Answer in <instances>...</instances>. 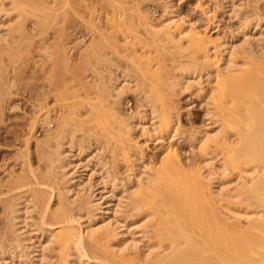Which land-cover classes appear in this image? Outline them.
Masks as SVG:
<instances>
[{"label": "bare ground", "instance_id": "6f19581e", "mask_svg": "<svg viewBox=\"0 0 264 264\" xmlns=\"http://www.w3.org/2000/svg\"><path fill=\"white\" fill-rule=\"evenodd\" d=\"M4 1H9L17 14L12 15L13 11L11 14L10 9H5ZM36 1L0 0V59L2 52L16 47L15 34L23 37L26 33L20 23L21 16L31 13L45 25L59 15L61 0ZM108 1L118 11L127 7L136 12V24L153 43L165 42L171 45L170 49L183 51V43L189 41L199 55L191 62L172 59L170 66H164L163 62L162 67L158 65L161 73L151 71V66L145 64L146 72L139 70L140 77L133 78L128 72L118 70L116 74L107 73L106 79L107 51L130 47L128 38L120 40L114 35L124 24H129L127 14L122 23L121 14L125 13L116 14L117 10L111 8L115 18L109 22L114 32L93 29L98 35L93 38L92 34L93 42L90 38L86 51L89 53L85 55L88 58L81 56L82 64L91 68V75L94 73V82L91 80L90 85L83 80L82 86L86 83L93 87L90 90H96L94 96L99 98L87 104L89 111L85 108L88 111L85 118L76 117V108L66 106L65 102L63 107L67 112L57 115L59 119L52 127L46 116L45 134L35 142L38 158L43 160L42 175L20 176L23 173L20 171V177L12 182L25 187L27 194L16 198L8 207L5 201L2 203V208L8 209L6 228L11 237L6 233L10 237L7 240L5 236L7 246L0 244V264H264V31L258 27L259 18L252 22L237 18L240 9L245 7L244 0H211L218 8L224 7L234 18L232 21L235 20L232 24L235 36H224L213 43V39L201 35L182 20L171 7V0ZM144 1L155 2L163 9L158 22H150L137 8ZM70 2L66 1L64 6L70 7ZM208 46H213L212 57L207 53ZM61 50L63 55L66 50ZM59 57L53 65L65 61L63 56ZM67 58L65 66L68 61L73 62L72 57ZM136 62L139 61L136 59ZM204 68L212 70L207 87L199 73ZM60 88L68 93V88L65 91ZM190 90L204 105V116L212 117L215 125L214 129H208L207 124L203 131L193 132L190 137L195 143L193 147L204 150L203 153L219 150L217 155L223 156L221 171L215 169L208 154L200 151L192 169L183 171L185 168L182 170L174 147L167 143L178 139L179 127V113L170 98L177 92ZM129 92L138 105L134 113L121 114L115 106L119 97ZM239 101L244 103L241 104L244 115L232 116L242 107ZM81 105L74 106L83 109L86 106ZM83 123L88 124L87 129ZM76 131L82 133L79 140L74 135ZM134 134L144 137L145 143L165 146L159 169L148 170L143 153L137 148L134 151ZM119 151L126 164V175L129 173L124 183L114 174L115 169H109ZM229 173H234V184L225 180ZM55 197L58 208L54 206L52 210ZM129 209L133 215L126 213ZM35 211L40 220L38 224L31 216Z\"/></svg>", "mask_w": 264, "mask_h": 264}, {"label": "rangeland", "instance_id": "374dc122", "mask_svg": "<svg viewBox=\"0 0 264 264\" xmlns=\"http://www.w3.org/2000/svg\"><path fill=\"white\" fill-rule=\"evenodd\" d=\"M30 1L34 3L38 2L36 0H30ZM66 1L70 2L71 0L70 1L66 0ZM66 1L61 0L62 2V3L60 2L61 5H58V7L60 8H58L59 11L57 13L59 15L57 16V18H55L51 22H48L49 24L47 23L44 25L41 23L43 27L40 26L41 24L40 22H38L36 17H33V14L26 13L28 14L27 16L26 14L21 16L20 23L22 22L21 24L24 25L22 27L25 28L26 30L25 34L28 37L25 34H23L24 36L22 37L21 35L22 37L21 38L19 37L20 34L19 35L15 34L16 36H14V39L16 37L15 40L17 41V43L16 42L15 43L17 48L13 46L11 51L9 50V52L4 53L5 55L2 52V57L0 59L1 62L0 68L2 71V72L0 71V76H1L0 90H2L0 91V93L2 92L1 93L2 97L0 96L1 98V102H0L1 104L0 105V244H3L1 245V247H4L5 246L4 243L7 240H9V238L11 237L9 230H7L8 228H6L8 227V223L6 219L8 217L7 214L8 212H6L8 211V209L6 207H8L9 204L11 205L12 203H14L17 200L16 198H20L21 196H24V194H27L28 192L27 189H26L27 191L24 190L25 187L20 188L18 182L16 183L18 185H13L17 181L14 179H17L21 175L30 176L31 173L36 175L41 173L40 170L44 171L41 169L44 166L42 164L43 160L41 161L39 159L40 157L37 155L39 153L37 150H35L36 149L35 142H37V139L38 140L40 138L42 139L43 134H45V130L47 128L43 124V122L46 116H48L50 121L52 122L51 125L52 127L53 122L54 121L56 122V119L57 120L59 119L58 116L62 115L63 112H65L66 108L64 107L71 105L74 107L73 109L76 108L75 110L77 111L76 117H78L79 119L80 117L81 119L85 118L88 115V111H89L87 109L88 108L87 104L90 105V102L92 101L94 102L96 101V98L97 100L99 98L98 94L97 97L94 96L96 94L94 93L96 92V90L92 92L93 89L90 90V88L93 87H90L88 85L89 83L90 85L92 84V81L94 80V79L92 80V76L94 75V73L92 71V75H91L90 72L91 68L87 67L88 65L85 66L84 64H82L84 63V61L82 59L83 57L81 56H84L85 58L86 57L85 55L89 53V50L87 53L86 51L89 44H91L90 38L92 34H94V37L92 36L93 38L97 37L98 35L95 34L96 32L93 29L99 28V30H101L102 28L103 31L106 29L105 30L106 33L109 34L114 32L109 22L111 20L113 21V18H115L114 16H112L114 12L111 11V8L113 9V7L111 6V4L109 3L110 1L108 0H72L71 1L72 3L71 2L69 3L70 7L66 6L68 7L66 8L64 6L67 4L65 3ZM8 2L9 1L3 2L4 8L5 9L7 8L6 10L10 9L8 11H11V14L13 11L12 15L17 14V11L14 12L15 10H12L14 9V7ZM244 2H245V7H243V10L242 9H240L241 11L239 10L240 12H238L237 18L250 22L255 21V19L259 18V20H256L258 23V27H260L262 31H264V20H263L264 0H244ZM171 3H172L171 7L177 10V12L183 18L182 20L187 22L190 26L194 27L201 35L208 37L211 41L213 39L214 40L213 43L217 42L216 40H219L224 36L228 38L235 36L233 31L234 27L232 25L235 21V20L232 21V19L234 18H232L228 13H226L225 11L226 9L224 7L223 9L221 7L218 8L213 4L211 0H171ZM117 6L119 5L117 4ZM137 8H139V11L141 12L142 15H144V17L147 20L153 23L158 22L157 20L161 19L160 17H162L163 14V9L161 8V6L151 1H144L140 4V7L138 5ZM113 10H115V12L117 10L116 14L125 13V14H121L122 21L125 20V15L127 14L126 16L128 19H126V21L129 24L127 25L124 24V26L121 24L123 26V27L121 26L122 30L121 28H119L121 32H119L118 30L119 32L118 33L117 30H115L117 33L114 32V35L116 34L115 35L117 37L116 39H120V40L124 38H128V43L130 44L129 45L130 47L127 45V47L129 48L121 47L116 51L113 50L107 51L108 55H106V57L108 60V64L106 65L107 67H105V70H109V71H106L105 75L107 73L110 74V72L112 74L114 73L116 74L118 70H120V71L128 72L133 78H136L137 76L140 77L139 74L140 71L143 73L146 72L145 70L147 69L146 68L147 64L151 66L150 67L148 65L150 68H152L150 69L151 71L161 73L160 69L162 70V68H159V66H161L163 62H165L163 63L164 66L165 65L170 66V60L172 59L176 60L177 62L178 61L191 62L197 58V55H199L198 51H196L197 48L192 46L189 41L183 43V48H184L183 51L175 50V48L170 49L171 45H168L165 42L164 44L160 42L156 43L157 41L155 42L156 44L153 43L151 39L146 34H144L145 32L143 31V28L136 24L135 21L137 19L136 12H135L136 15H134L135 13L129 11L130 9L128 10L127 7L126 10L125 8L124 10H122L121 8L119 10L120 12L118 11V9H113ZM59 16L61 19L59 18ZM37 23L38 25H36ZM54 23L57 24L54 25ZM122 23H125V21ZM103 31L101 30V32ZM204 33H206V35ZM93 38H91V42H93L92 41ZM11 41L12 39L10 40V42ZM61 49H63V51L64 49L66 50L65 51L66 55L67 56L69 55V58L72 57L71 60L73 59V62H71L70 60L72 65L69 63V61L67 62L69 66L68 64L66 66L63 65V63L67 61L66 60L67 56L66 58H64L65 52L63 53V55H61L60 53L62 52ZM212 50H213V46L207 47V53L210 54V56L213 55ZM134 53L136 54V57ZM59 54L60 57L63 56L65 61L59 62V64H56L55 66L53 65V61L55 62V59L59 57ZM132 54H134L135 59L134 57L131 56ZM138 55L139 57L140 56L141 57L139 58ZM137 57L139 58V60ZM86 58H88V56ZM130 58L135 60V63H138V65L141 66V69L139 68V66H137V64L136 66L138 67V69H136V66L133 64L134 61H132ZM136 59L139 62H136ZM85 62L87 61L85 60ZM61 63L62 65H60ZM86 64H88V62ZM109 66L110 68H108ZM53 68L55 72L53 71ZM211 72L212 70L209 68H204L199 70V73H201L202 75V81L205 87H207V81ZM145 74L147 75V73ZM161 76L163 78L162 74ZM105 77L107 79L109 77L108 74ZM54 80H55V84L60 83V81L58 80H61L62 82L61 84H58L56 86L54 84L55 86L54 87L53 86ZM83 80H86L88 83L87 85L85 82H84L85 84L83 83L84 85L87 86V90H86V86L84 85L82 86ZM63 83L69 85V88L66 87ZM92 86H94V84ZM56 87L58 88L56 89ZM59 87H62L63 91H65L66 88H68V90H66L68 93L62 92L61 88L59 89ZM53 88H55L57 91ZM160 88L163 87L160 85ZM49 89H53V91ZM59 90L61 91V93H63L62 95L61 93H59ZM49 91H51V93H49ZM87 91H90L91 93L88 92L89 93L88 94ZM65 94L67 95V98H69V100L66 98ZM125 94L121 95L122 97H119L121 99L118 100L117 102L118 105H116L115 108L117 107L118 108L117 111L119 110L121 114H132L135 112V109L138 105L137 99L130 92ZM85 95L88 96L90 95L89 97L87 96L89 99L86 98ZM53 96L56 97L54 98ZM234 96H236V94ZM62 99L63 101H61ZM170 99L172 101L171 104H173L175 110L179 113V127L177 128L178 139H175L174 141L167 143H171L172 146L174 147L173 149H175V152L178 155L180 164L181 166H183L182 170L185 168L183 171L187 169L186 171L189 172L190 169H192L193 165L195 164V161H197L198 159L197 154L200 151L202 154H208L209 157L213 159L212 161L215 169L221 171L222 169L221 157L223 156L221 154L217 155L219 150L210 149L209 151H206L207 153L206 152L203 153L204 150L202 149L197 150L193 147L195 146V143H193L190 139L192 134L196 133L197 131L199 132L203 131L204 126L207 124L209 125L208 129L215 128V125H213V118L204 116L205 114L204 105L201 103V100L191 90L180 91L179 93L177 92ZM64 102L66 103V106H64ZM239 102H240L239 105H241L242 104L241 101ZM246 103L248 104L249 102ZM83 104L87 106V107L84 106V109L80 107L77 108L74 106V105L83 106ZM60 108H62L63 110ZM85 108L88 111H86ZM243 108L244 107L242 106L241 108L238 107L239 110H237L236 108H234V110L236 109L237 112L239 113L240 110ZM243 110H241L242 112L240 114H235L237 112L235 113L232 112L233 113L232 116L234 115H236L237 117L242 116V114L244 113ZM85 112H87V115ZM77 114L79 116H77ZM87 125L88 124L83 123V126H87ZM83 128L82 129L85 131L88 128V126L86 127V129L85 127ZM82 129H80L81 130L80 132L83 131ZM78 131H76L77 133H74V135L76 139L78 138L81 139L82 133ZM112 133L115 134L114 131H112ZM133 137L135 139L134 145H136L135 147L133 146L134 151L136 152V148H137V151H141L143 153L144 164L145 166H148L147 167L148 170L152 171L155 168L159 169L160 165L158 164L160 163L161 153L163 152L165 146L152 142L145 143V138L140 136V134L139 136L137 134ZM233 138L235 139V137H232L231 139L233 140ZM36 151L37 153L35 154ZM118 154L119 155H117L118 156L117 160L115 157L116 163L114 162L112 166L111 164H109V166H111L109 169H111V171L112 169L113 170L115 169L114 170L115 173L114 171L112 173L116 174V176L118 175L119 177L117 178L118 179L120 178L119 179L120 181H122L123 179L122 182L124 183V181H126L125 178L129 173L126 175L127 173L126 164L123 161L120 151L118 152ZM133 155L134 154H132L131 160L135 159V156ZM30 164L31 166L29 167ZM30 168H32V170H30ZM33 170L34 172H32ZM20 171H22L23 173H21ZM233 174L234 173L231 174L229 173L225 178V180L229 181L230 183L232 181V184L235 183V180H233L235 178ZM36 176L38 177V175ZM134 181H135L134 179L131 180V182L133 183ZM237 183L238 182L236 181V185ZM129 185L131 186L133 184L130 183ZM55 199L56 197L53 199V205H52L53 207L51 206L52 210H54V206L55 209L58 208L56 205L57 200ZM4 201L6 207L3 206L2 208V203ZM130 210L131 209L126 211V213L128 214L129 212H131L129 214L133 215L132 211ZM92 213L95 214L96 212L92 211ZM36 214L38 217L37 211L31 214V216H33L32 219L34 218L33 221L34 222L36 221V223L38 224L39 223L38 221L40 220L39 217L38 218L36 217ZM6 233H8L9 234L8 236L10 237L6 236L5 235ZM148 235L150 236V234H147V236ZM5 236L7 237V240H4ZM148 239H150V237H148ZM151 241L152 240H150V242ZM6 244H8V241L6 242Z\"/></svg>", "mask_w": 264, "mask_h": 264}]
</instances>
